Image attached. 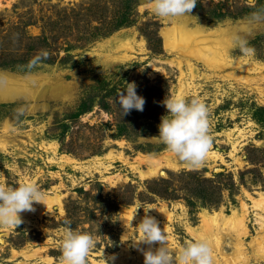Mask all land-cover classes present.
Returning <instances> with one entry per match:
<instances>
[{
	"label": "rangeland",
	"instance_id": "374dc122",
	"mask_svg": "<svg viewBox=\"0 0 264 264\" xmlns=\"http://www.w3.org/2000/svg\"><path fill=\"white\" fill-rule=\"evenodd\" d=\"M82 1L0 0V27L16 25L30 8L40 18L51 7ZM136 10L134 24L53 52L49 63L0 68V184L31 182L44 194L16 228L0 226V264H64L65 220L93 235L87 264H104L102 256L108 264H143L139 249L148 246L132 226L145 210L174 256L185 241L202 237L212 264H264V23L250 19L244 0H197L191 15L168 19L153 14L150 0H137ZM209 13L224 17L202 15ZM146 22L151 42L140 31ZM27 31L39 34L35 26ZM237 39L254 51L243 53ZM125 81L136 83L145 104L122 116L113 99ZM174 95L199 98L208 108L211 145L199 167L179 160L156 136L164 100ZM149 160L161 163L155 176H146ZM168 173L181 174L169 189L179 199L147 193V182ZM203 185L219 203L194 200L188 207L182 187Z\"/></svg>",
	"mask_w": 264,
	"mask_h": 264
},
{
	"label": "clouds",
	"instance_id": "9594fccd",
	"mask_svg": "<svg viewBox=\"0 0 264 264\" xmlns=\"http://www.w3.org/2000/svg\"><path fill=\"white\" fill-rule=\"evenodd\" d=\"M150 3L154 15L168 19L191 15L197 0H150ZM244 3L252 9L250 19L256 23H264V6L258 7L257 0H244ZM236 43L245 54L254 51L245 40L237 39ZM47 56V51L42 50L29 62V66ZM125 84L126 88L118 90L113 103L119 108L122 116L129 114L133 109L143 111L145 99L137 94L136 83L125 81ZM163 105L166 111L160 117L157 138L179 160L186 162L190 167L201 166L211 145L206 104L199 98L187 99L174 95L164 100ZM43 198V192L31 182L16 186L0 184V226L16 228L22 223L20 214L34 210L33 203H41ZM139 208L135 209L129 221L130 226ZM147 212L148 210H145V215L138 224L132 226L140 233L138 242L148 246L139 249L143 255V264H212L211 249L202 237L185 241L174 256L167 247L166 234L160 223ZM64 225L60 244L64 264H87L89 252L95 245L93 235L74 229L70 220H65ZM102 258L104 264H108L103 256Z\"/></svg>",
	"mask_w": 264,
	"mask_h": 264
},
{
	"label": "trees",
	"instance_id": "16d2710c",
	"mask_svg": "<svg viewBox=\"0 0 264 264\" xmlns=\"http://www.w3.org/2000/svg\"><path fill=\"white\" fill-rule=\"evenodd\" d=\"M136 5L137 0H87L61 9L51 7L48 10L50 15L45 14L40 18H37L30 8L24 13L26 18L20 17L22 15L18 16L19 20L16 25H11L9 28H3L4 25H1L0 68L28 70L31 68L29 62L42 50H46L48 56L37 63H49L51 60L49 56L53 52H57L58 55L60 50L68 51L80 48L99 36H106L120 28L132 25L138 17ZM198 6H203V3L200 1ZM17 8L18 6L14 5L12 11ZM202 15L216 19L224 17L222 13ZM150 24L146 22L140 28L148 42H151V37L146 29L151 26ZM30 26L38 27L39 34H29L27 28ZM86 109L84 107L80 111L83 112ZM183 175L193 176L192 173H183ZM168 176L167 179L147 182V193L164 200L179 199L175 194H170L169 189L175 179L179 180L181 174L168 173ZM194 182L196 184L209 183L206 180H194ZM186 187H182L183 191L179 192L184 195L183 200L188 207L194 200H198L203 205L215 206L219 203V201L208 199L209 191L205 185ZM214 188L220 191V186ZM116 199L119 204L122 203L121 198L116 197Z\"/></svg>",
	"mask_w": 264,
	"mask_h": 264
},
{
	"label": "bare ground",
	"instance_id": "6f19581e",
	"mask_svg": "<svg viewBox=\"0 0 264 264\" xmlns=\"http://www.w3.org/2000/svg\"><path fill=\"white\" fill-rule=\"evenodd\" d=\"M182 32H183V30H182ZM186 34L187 33H183L182 34V36L184 37H186ZM161 35H162V38H163V42H164V45L166 46V47H169L170 46V44H171V40L169 39L170 38V34H169V32L168 31H164V32H162L161 33ZM205 38V37H204ZM212 52L214 55H216L217 53L216 52H214V51H212V50H210V47H209V49L207 50V53H210V52ZM206 53L202 56V58H204L205 59V57H206ZM212 56V55H211ZM209 57V56H208ZM214 58V57H213ZM248 81V80H247ZM148 157V156H147ZM163 157V156H162ZM150 159V158H149ZM153 159V158H152ZM148 160V159H147ZM141 161V160H140ZM161 161V160H160ZM169 161H170V159H169ZM149 162H150V164L152 165V167H151V169H149V171H148V173L146 174V176H155L157 173H159V169L161 168V163H155L154 161H152V160H149ZM172 163V162H171ZM176 165V164H175ZM165 166H167V167H174V165L173 164H165ZM149 167V166H148ZM176 167V166H175ZM143 176V175H142ZM145 176V175H144ZM263 195V194H262ZM261 195V196H262ZM243 209V208H242ZM263 211H264V205H263ZM122 210L124 211V212H127L126 211V209H123L122 208ZM128 211H129V209H128ZM206 216V215H205ZM210 216V215H209ZM209 216H208V219L211 221V222H214V223H216L215 222V220H217V215H212L210 218H209ZM223 217V216H222ZM206 219V218H205ZM219 219V218H218ZM206 221V220H205ZM29 222V221H28ZM229 222V221H228ZM245 222V221H244ZM221 223V222H220ZM225 223V222H224ZM217 224H218V222H217ZM238 228H240V230L242 231V230H245V225H244V223H243V221H242V219H240L239 220V222H238ZM237 232V231H236ZM208 233H210V232H208ZM238 239V238H237ZM241 246V245H240ZM218 248V247H217ZM240 248V247H239ZM236 249V248H235ZM260 252H261V250H260ZM238 253H240V250H238ZM264 253V252H263Z\"/></svg>",
	"mask_w": 264,
	"mask_h": 264
}]
</instances>
